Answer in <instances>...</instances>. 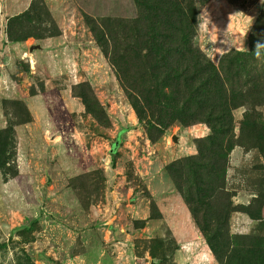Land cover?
<instances>
[{
	"label": "rangeland",
	"instance_id": "1",
	"mask_svg": "<svg viewBox=\"0 0 264 264\" xmlns=\"http://www.w3.org/2000/svg\"><path fill=\"white\" fill-rule=\"evenodd\" d=\"M0 264H264V0H0Z\"/></svg>",
	"mask_w": 264,
	"mask_h": 264
}]
</instances>
